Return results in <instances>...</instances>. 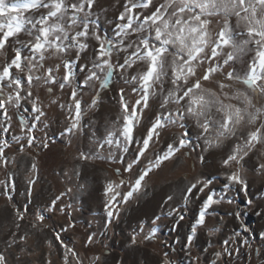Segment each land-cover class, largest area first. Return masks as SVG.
Instances as JSON below:
<instances>
[{
    "label": "rangeland",
    "instance_id": "rangeland-1",
    "mask_svg": "<svg viewBox=\"0 0 264 264\" xmlns=\"http://www.w3.org/2000/svg\"><path fill=\"white\" fill-rule=\"evenodd\" d=\"M128 2L129 0H95L94 7L90 10V19L96 21L94 30L102 39L119 43L116 25L121 23L118 17ZM164 2L165 0H156L157 4ZM152 10L154 6L147 10L134 9V12L139 11L143 15L150 14ZM85 11L89 9L85 8ZM204 18L209 21L208 28L214 38L223 26L224 17L214 15ZM235 22V17H232L230 23L235 26ZM80 27L82 26H73L70 34H74ZM65 28H69L67 23ZM36 34L33 31V37ZM33 37L21 34L19 38L27 41ZM130 39L135 41L136 34H131ZM84 42L91 47L82 55L91 61L93 48L98 46V42L94 38ZM128 42L125 40V47ZM132 50L134 49L118 53L114 49L111 54L112 62L115 64L119 55L122 63L123 57L130 55ZM75 51L76 49H70L61 53L55 48H48L43 60H40L39 55L33 59L32 62L37 67L31 72L34 77L32 85L30 87L26 81L23 82L22 95L26 96L29 90L32 92L31 99L45 113L40 121H34V116L29 115L31 105L27 100L21 101L19 108L8 106L11 117L9 122H5L0 116V123L9 126L8 133L0 131V140L7 141L4 151L9 161L7 165L0 162V253L6 256L7 264H168L169 261L171 264H193V261L195 264H264V214L257 215L264 213V170L260 168L264 164V142H257L247 156L225 168L221 163L222 158L242 141L231 137L219 147L208 148L198 136L195 121L189 119L186 123L191 135V146L180 149L173 158L152 168L140 190L124 202L122 194L129 191L139 172L149 166L154 153L162 154L167 144L174 142L184 129L180 128L179 123L166 124L160 130V137L150 145L146 156L133 165L131 172H125L128 163L136 158L140 143L134 141L127 145L129 150L123 152V142L117 147L105 141L110 131L122 140L119 137V128L123 123L119 89L126 90L125 98L131 105L139 95L131 89L138 87V83H125L118 74H114L107 88H101L99 80L84 85L81 83L83 74L76 68L74 71L77 79L73 86L79 88L82 117L79 127L71 133L67 132L71 116L74 115V103L70 98L72 88L66 86L61 89L59 82H62L65 71L63 63L69 58L75 60ZM254 54V51L248 52L234 64L224 65L208 81L202 80V86L220 94L219 83H223L226 85L223 92L229 96L239 91L250 98L252 107L249 111L256 108L264 110V93L253 92L242 80L227 79V72L233 67L242 76V69ZM13 55L14 52L9 48L7 59L10 60ZM23 55L29 56V53L25 51ZM5 61V54L0 53V65ZM84 62L76 60L77 64ZM88 66L91 67V63ZM209 66L210 62L204 61L198 69V77ZM24 70L28 73L27 61L24 62ZM139 70L134 65L124 74L130 80L131 75ZM168 73L163 93L159 84L153 85L156 95L150 97V108L142 114L141 122L134 129L137 140H141L151 119L158 112L164 115L175 114V103L170 102L165 108H160L163 97L172 87L170 67ZM49 75L59 82H46ZM98 75L102 80L103 75ZM49 88L52 90L49 91ZM3 90L5 95L15 94L14 86L4 87ZM94 98L95 105L92 104ZM221 99H224L222 95ZM224 102L243 107L242 102L235 99ZM21 116L28 121L27 126H22ZM33 123L36 124L35 128H32ZM262 123L264 111L258 115L254 124H242L238 136L243 134L246 137L249 131H254ZM29 128H32L31 132L28 131ZM13 135L21 139L15 141L12 139ZM30 135L35 137L31 146L28 145ZM44 143H47V148L42 146ZM21 145L23 151L20 150ZM81 153L89 158L81 159ZM110 153L111 158H108ZM201 157L204 159L201 160ZM33 163L37 165L36 171L32 170ZM235 171H239L247 183L246 191L234 184L224 189L223 185L227 183L224 174ZM9 174H12L11 177ZM28 179L35 180L30 203L26 193ZM197 179L212 180L210 187L215 190L220 203L213 205L205 217V224L197 228L190 250H186L184 245L188 243L187 237L208 191L206 189L199 198L194 193L187 205L184 204L183 194L186 188ZM12 182L15 183V190L5 196L3 186ZM109 183L118 186L113 193L105 191ZM115 192L121 195L116 197L115 207L111 208L114 215L109 217L107 213L110 209L106 205ZM57 196L60 199L56 201L55 209L45 211ZM169 197L172 199L169 200ZM249 200L252 201L251 205L248 204ZM25 205L27 213L23 220H18L16 213L18 210L23 211ZM170 211L171 215L168 214ZM41 213L45 218L38 221L36 216ZM180 214L184 215L183 220L179 219ZM244 228H247L246 232ZM57 235L60 240L56 239ZM21 236L25 239L21 240ZM89 237H92L91 241ZM225 241H229V244L225 245ZM225 247L231 249V255L223 251ZM218 252L221 253L220 257L216 256Z\"/></svg>",
    "mask_w": 264,
    "mask_h": 264
},
{
    "label": "snow or ice",
    "instance_id": "snow-or-ice-1",
    "mask_svg": "<svg viewBox=\"0 0 264 264\" xmlns=\"http://www.w3.org/2000/svg\"><path fill=\"white\" fill-rule=\"evenodd\" d=\"M94 3L95 0H9L7 3L6 0H0V53H4L6 57L5 63L0 65V116L5 122L11 120L8 106L14 105L19 108L23 100L30 103L29 115L34 116V121L41 120L45 113L40 110L36 101L31 99L32 92L29 90L26 96L22 95L23 82L26 81L30 87L32 85L34 77L31 72L37 67V64L32 61L37 55L40 60H43L44 52L48 48H55L61 53L76 49V59L69 58L63 63L65 71L62 82L57 81L51 75L46 79V82H59L61 89L66 86L72 88L70 98L74 103V115L71 116L67 132L71 133L73 129H77L82 117V101L78 98L79 88L73 86L77 79L74 71L76 68L83 74L81 83L84 85L99 80L100 87L107 88L114 74H118L125 83H138V87L131 89L133 93H139L138 98L131 105L125 98L126 90L119 89V104L123 113L119 137H122V140L110 131L105 141L107 144H115L117 147L123 142L125 145L123 152H127L129 150L127 145L134 141L140 143L136 158L128 163L124 169L125 172H131L133 165L141 157L146 156L150 145L160 137V130L166 124L176 125L179 123L180 128L184 129L174 142L167 144L166 150L162 154L154 153V158L149 160V166L139 172L134 182L131 183L129 191L122 194L124 202H127L135 192L140 190L142 182L152 168H157L162 162L173 158L180 149L191 146V135L186 123L189 119L195 121L198 136L204 140L208 148L219 147L231 137L242 141L238 142L230 153L222 158L221 163L225 168H228L232 162H239L247 156L257 142H264V123L254 131H249L246 137L243 134L238 136L240 126L245 122L254 124L258 115L264 110L256 108L254 111H249L252 107L250 98L239 91L229 96L228 93L223 92L226 87L223 83H219L220 94L205 89L201 83L202 80L208 81L211 75L221 70L224 65L234 64L248 52L254 51V56L242 69L243 75H239L233 67L231 71L227 72V79L242 80V83L253 92L264 93V0H165L162 4H157L156 0H134V2L129 0L124 5V11L118 17L121 21L116 25L118 44L107 38L102 39L94 30L96 21L90 19L92 15L90 10L93 9ZM153 6L154 10L150 14L142 15L139 11L134 12V9L147 10ZM85 8L89 11H85ZM29 13L37 15H26ZM81 14L83 15L81 16ZM214 15H222L224 21L223 26L213 38L208 28L209 21L204 17ZM232 17H235V26L230 23ZM65 23L69 25L68 29L65 28ZM134 24L138 26H134ZM77 25L82 27L74 34H70L71 28ZM33 31L37 33L34 37ZM133 33L136 34L135 41L130 39ZM21 34L33 38L24 41L19 38ZM93 38L98 42V46L93 48V59L88 61L82 54L91 46L84 40ZM125 40L129 41L126 47ZM9 48L14 52L10 60L7 59ZM229 48L230 51H225ZM114 49L118 53L134 50L130 52V55L123 57L122 63L118 55L114 64L111 60ZM25 51L29 53V56L23 55ZM169 57H171L170 60ZM76 60L85 62L77 64ZM25 61L28 63V73H25L24 70ZM204 61H209L210 66L203 71L202 76L198 77V69ZM89 63H91V67L88 66ZM134 65L140 70L135 75H131L129 80L124 73L128 69H132ZM169 67L171 68L172 87L163 97L160 108H165L170 102L175 103L177 105L175 114L164 115L158 112L151 119L150 126L147 127L141 140H137L134 135L135 126L141 122L142 114L150 108V97L156 95L153 85L159 84L161 93L164 92L165 81L169 78ZM98 73L103 75L102 80ZM13 86L15 94L5 95L4 87ZM97 95H99V91H97ZM221 95L224 99H221ZM232 99L241 101L243 107L224 102ZM95 103L94 98L92 104L95 105ZM20 119L22 126H27L28 121L23 116ZM35 127L36 124L33 123L32 128ZM32 128H29L28 131L31 132ZM0 131L8 133L9 126L0 123ZM12 139L19 141L21 138L13 135ZM34 140V136H28V145L31 146ZM6 144V140H0V162L5 165L9 162L4 151ZM42 146L48 147L47 143ZM20 150L23 151V145ZM88 158L84 153H81V159ZM108 158H111V153ZM203 159L204 157H201V160ZM260 168L264 170V164L260 165ZM32 170H37L35 163L32 165ZM11 175L9 174L10 177ZM224 175L227 180V183L223 185L224 189H228L234 184L239 185L242 191H246L247 183L239 171L228 172ZM34 184L35 180L28 179L26 193L29 203ZM211 184V179H197L186 188L183 194L184 204L187 205L194 193L199 198L206 189L208 190L187 237L188 243L184 245L186 250H190L197 228L205 224V217L213 205L220 203V200L216 198L215 190L210 187ZM115 187L118 186L109 183L105 188L106 193H113ZM14 190V182L5 183L2 189L5 196ZM119 195H121L119 192H115L106 205L110 209L107 213L109 217L114 215L111 208L115 207L116 197ZM59 199L60 197L57 196L52 200L45 211L54 210L56 201ZM168 199L171 200L172 197ZM251 203L252 201L249 200L248 204L251 205ZM172 211L168 214L171 215ZM26 213L27 205L23 211H17V219L23 220ZM261 214L264 213H257V215ZM44 218L43 213L36 216L38 221H42ZM179 219L183 220L184 215L180 214ZM244 231L246 232L247 228H244ZM20 239L23 240L25 237L21 236ZM56 239L60 240V236L57 235ZM89 240L91 241L92 237H89ZM133 242L135 241L133 240ZM224 243L228 245L229 241ZM68 251L72 252L71 249ZM223 251L231 255V249L228 247H225ZM220 255L221 253H216L217 257ZM189 259L192 258L189 257ZM0 264H7V258L3 253H0ZM168 264H171V261ZM193 264H195L194 261Z\"/></svg>",
    "mask_w": 264,
    "mask_h": 264
},
{
    "label": "bare ground",
    "instance_id": "bare-ground-1",
    "mask_svg": "<svg viewBox=\"0 0 264 264\" xmlns=\"http://www.w3.org/2000/svg\"><path fill=\"white\" fill-rule=\"evenodd\" d=\"M120 21V20H119Z\"/></svg>",
    "mask_w": 264,
    "mask_h": 264
}]
</instances>
